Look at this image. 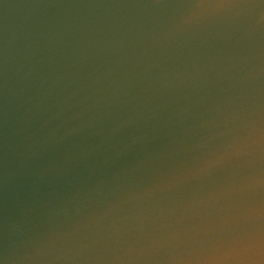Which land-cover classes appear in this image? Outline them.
I'll return each instance as SVG.
<instances>
[{
  "label": "water",
  "instance_id": "water-1",
  "mask_svg": "<svg viewBox=\"0 0 264 264\" xmlns=\"http://www.w3.org/2000/svg\"><path fill=\"white\" fill-rule=\"evenodd\" d=\"M264 0H0V264H264Z\"/></svg>",
  "mask_w": 264,
  "mask_h": 264
},
{
  "label": "snow or ice",
  "instance_id": "snow-or-ice-1",
  "mask_svg": "<svg viewBox=\"0 0 264 264\" xmlns=\"http://www.w3.org/2000/svg\"><path fill=\"white\" fill-rule=\"evenodd\" d=\"M261 244H262V246H264V239L261 240Z\"/></svg>",
  "mask_w": 264,
  "mask_h": 264
}]
</instances>
